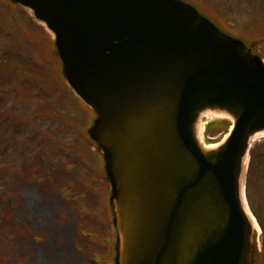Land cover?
Masks as SVG:
<instances>
[{"label": "water", "instance_id": "obj_1", "mask_svg": "<svg viewBox=\"0 0 264 264\" xmlns=\"http://www.w3.org/2000/svg\"><path fill=\"white\" fill-rule=\"evenodd\" d=\"M53 37L89 108L115 231L113 264H254L242 202L264 132V61L184 0H9ZM206 112L230 118L218 145Z\"/></svg>", "mask_w": 264, "mask_h": 264}, {"label": "rangeland", "instance_id": "obj_2", "mask_svg": "<svg viewBox=\"0 0 264 264\" xmlns=\"http://www.w3.org/2000/svg\"><path fill=\"white\" fill-rule=\"evenodd\" d=\"M188 1L233 37L258 40L264 59V0ZM52 45L26 12L0 0V264H109L108 187L83 135L90 114L67 88ZM203 134L206 146L224 137ZM254 144L244 185L264 226V136ZM262 236L260 228L264 258Z\"/></svg>", "mask_w": 264, "mask_h": 264}, {"label": "trees", "instance_id": "obj_3", "mask_svg": "<svg viewBox=\"0 0 264 264\" xmlns=\"http://www.w3.org/2000/svg\"><path fill=\"white\" fill-rule=\"evenodd\" d=\"M228 127V122H226L225 120H216V121H213L211 123H209L207 125V128H206V132L207 133H214V132H220V131H226ZM257 148L256 146H254L251 151L249 152L250 155H249V162L247 163L248 164V172L249 170L251 169L252 167V162L254 161L255 157L257 156Z\"/></svg>", "mask_w": 264, "mask_h": 264}, {"label": "bare ground", "instance_id": "obj_4", "mask_svg": "<svg viewBox=\"0 0 264 264\" xmlns=\"http://www.w3.org/2000/svg\"><path fill=\"white\" fill-rule=\"evenodd\" d=\"M207 113V115L210 117V115L212 116H215V114L214 113H211V112H206ZM217 116H219V115H217ZM260 135H264V132H262V133H257L253 138H256L257 136H260ZM254 140V139H253ZM212 146H214V145H212ZM212 146H209V147H212ZM243 184V183H242ZM241 184V185H242ZM242 190H243V185H242ZM243 196V195H242ZM243 198V205H244V208H245V211H246V213L248 214V216H249V218H250V220L252 221V223H253V225H254V227H256V229H257V224H256V221H255V219H254V217L253 216H251L252 214L250 213V211H249V209H248V207H247V204H246V201H245V198H244V196L242 197Z\"/></svg>", "mask_w": 264, "mask_h": 264}, {"label": "flooded vegetation", "instance_id": "obj_5", "mask_svg": "<svg viewBox=\"0 0 264 264\" xmlns=\"http://www.w3.org/2000/svg\"><path fill=\"white\" fill-rule=\"evenodd\" d=\"M256 264H260V262L258 261Z\"/></svg>", "mask_w": 264, "mask_h": 264}]
</instances>
